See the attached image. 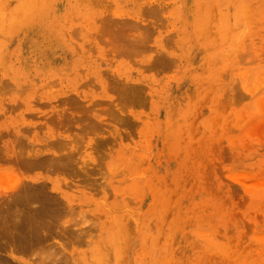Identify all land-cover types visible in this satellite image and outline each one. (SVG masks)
<instances>
[{
  "label": "rangeland",
  "instance_id": "1",
  "mask_svg": "<svg viewBox=\"0 0 264 264\" xmlns=\"http://www.w3.org/2000/svg\"><path fill=\"white\" fill-rule=\"evenodd\" d=\"M30 2L0 0V131L10 130L0 135V147H9L2 146L0 154L14 146L17 135L22 138L15 141L18 148L11 147L16 151L8 152L17 165L7 152L10 159H0V192L12 185L7 189L8 169L24 179L22 184L42 181V175L43 188L61 197L60 204L70 208L74 203L73 211L62 208L63 214L69 212L61 215L65 226L52 224L57 231L51 230L55 235L50 232L54 238L48 242L58 259L50 264H264V0ZM134 21L138 30L129 27ZM125 23L126 35L118 30ZM106 28L125 36L112 37ZM127 35H137L139 42L146 36V48L140 45L138 53L139 42ZM117 40L132 43V54L128 46H115ZM157 57L163 58L162 67L154 64ZM153 59L156 67L150 66ZM9 75L15 77L12 82ZM15 79L20 87L29 85L18 89ZM4 82L13 83L12 90ZM67 102L83 103L85 112L78 108L73 118ZM62 107L66 117L72 110L73 122L70 115L62 119ZM45 115L61 128L71 123L59 130L45 122ZM73 132L80 138L61 145L62 153L75 151H68L73 165L64 173L47 172L50 165H29L14 155L22 146L24 157L33 147L32 154L42 156L52 146L49 141L65 143ZM46 142L51 146L43 145L45 151ZM18 162L35 170L27 173ZM19 168L26 173L20 175ZM155 186L160 203L154 205ZM17 254L25 264L38 263L30 251Z\"/></svg>",
  "mask_w": 264,
  "mask_h": 264
},
{
  "label": "bare ground",
  "instance_id": "2",
  "mask_svg": "<svg viewBox=\"0 0 264 264\" xmlns=\"http://www.w3.org/2000/svg\"><path fill=\"white\" fill-rule=\"evenodd\" d=\"M29 1L30 0H28V5L29 4H32V2H30L29 3ZM32 1V0H31ZM36 2H37V0H35ZM40 1V0H39ZM45 2H46V0H44ZM53 1V0H52ZM78 1V0H77ZM80 1H83V0H80ZM85 1V0H84ZM224 1V0H223ZM34 2V1H33ZM49 3H50V1H48ZM35 3V2H34ZM53 3V2H52ZM52 3H50V4H52ZM33 5V4H32ZM32 5H29V6H32ZM42 5H44V4H42ZM55 5V4H54ZM86 5V4H85ZM28 6V7H29ZM40 6H41V4H40ZM46 6H47V4H46ZM48 6H49V4H48ZM34 7V6H33ZM37 7V6H36ZM42 7L43 6H41V8L40 7H37L38 8V12L39 13H41V10H39V9H42ZM50 7V6H49ZM30 8H32V7H30ZM44 9H46V7H44ZM51 9V8H50ZM53 10H54V6H53ZM149 10H151V12L153 11L154 12V10H153V8H151V9H148V11ZM50 11V10H49ZM202 12V11H201ZM50 13V12H49ZM150 13V12H149ZM206 13H205V11L203 12V14H201V15H205ZM82 15V14H81ZM84 15V14H83ZM82 15V16H83ZM12 17H14V16H12ZM12 17H10L11 19H14V18H12ZM134 17V16H133ZM132 17V18H133ZM135 17H137V16H135ZM139 17V16H138ZM137 17V18H138ZM3 19H5V18H3ZM9 19V18H8ZM8 19H6V21L8 20ZM134 19V18H133ZM140 19V18H139ZM81 20V19H80ZM83 20V19H82ZM5 21V20H4ZM3 21V22H4ZM110 21V20H109ZM135 21H138V20H135ZM135 21L133 22L134 24H128L129 25V27L131 28V29H135V28H137V27H135L134 28V26H136L135 25ZM200 21L202 22V18L200 17ZM105 23V22H104ZM107 23V22H106ZM107 24H110V23H107ZM3 25H7V24H5V22L3 23ZM106 25V24H105ZM124 24H120V26H119V31H120V29H124V28H126L127 27V25H126V23H125V27L123 26ZM109 26V25H108ZM107 26V27H108ZM112 26V25H111ZM139 28H140V26L139 25H137ZM133 27V28H132ZM128 28V27H127ZM126 28V29H127ZM139 28H137V30L139 29ZM107 29V28H106ZM122 29V30H123ZM126 29H124L123 30V32H124V34L126 35L127 33L125 32L126 31ZM210 29V28H209ZM79 30H81V29H79ZM100 30V29H99ZM102 31H103V29H101ZM121 30V31H122ZM107 31H111V36L113 37L114 35L113 34H115V32L114 33H112L113 32V30L112 29H107ZM73 32V31H72ZM72 32H71V35H72V37H74V33L72 34ZM105 32H106V30H105ZM104 31H103V33L101 34V35H106V33H105ZM123 32H119L123 37L125 36L124 34H123ZM110 34V33H109ZM116 34H118V31H117V29H116ZM115 34V35H116ZM120 34H118L119 36H120ZM69 35V34H68ZM117 35V37H119ZM128 36V38L129 37H132L131 35L129 36V35H127ZM136 36V37H135ZM139 36H140V34H139ZM71 37V36H70ZM116 37V38H117ZM121 37V36H120ZM123 37H121L120 39L122 40V38ZM126 38V37H125ZM124 38V40H126ZM136 38V39H135ZM139 38V39H138ZM145 39H146V36L144 37ZM144 38H142V39H144ZM145 39L143 40V42L141 41V42H139V40H141V38L140 37H138L137 35H134V38L132 37V43L133 42H135L134 44H136L137 45V43L136 42H139L138 44V46L137 47H134V48H136V50H138L139 48L138 47H140V45H141V47L143 48V47H145V46H142V43H143V45H145L144 43H146V42H144L145 41ZM112 40V39H111ZM114 40V39H113ZM116 41V40H115ZM118 41H120V40H117V43L115 44V46L118 44ZM127 41V40H126ZM93 42V41H92ZM114 41H112V43H113ZM128 42V41H127ZM122 43V42H121ZM124 43V42H123ZM122 43V44H123ZM130 43V42H129ZM126 43L127 45H125V44H123V45H125L124 47H126V46H128V45H131L132 43ZM141 43V44H140ZM95 44V43H94ZM121 44V45H122ZM84 45V44H83ZM118 45H120V42H119V44ZM120 45V46H121ZM133 45V44H132ZM136 45H134V46H136ZM119 46V47H120ZM123 47V48H124ZM131 46H128V47H126V48H130ZM90 48V46L88 47V49ZM121 48V47H120ZM131 48H133V46L131 47ZM130 48V54H132V49ZM138 48V49H137ZM146 48V47H145ZM144 49V48H143ZM111 50H112V48H111ZM118 50H120V49H118ZM117 50V51H118ZM134 51H133V53H135V54H137L136 52V50L135 49H133ZM141 51H143V50H141ZM140 51V49L138 50V53L139 52H141ZM119 52H121V51H119ZM123 52V51H122ZM121 52V53H122ZM124 53H127V51L126 52H124ZM124 53H122V54H124ZM129 53L127 54V55H129ZM134 55V54H133ZM161 56H163V55H161ZM165 58H164V61H167V62H169V61H171V60H166V59H171V57L169 58L168 56H164ZM167 57V58H166ZM161 59V58H160ZM158 57H157V59L155 58V62L156 63H154V64H156V65H158L157 67H160L162 64H160V60ZM156 60H158V61H156ZM161 60H163V58L161 59ZM154 61V59L151 61V65L150 66H154V67H156V65H154L152 62ZM172 62V61H171ZM171 62H169V63H171ZM157 63H159V64H157ZM162 63H163V61H162ZM160 65V66H159ZM165 64H163V66H164ZM162 67V66H161ZM30 75V74H29ZM11 77H13V75H9V78H11ZM29 77H31V76H29ZM13 78H15V77H13ZM30 79V78H29ZM33 79V78H32ZM36 79V78H35ZM7 80H9V79H6V81ZM16 80V82H13V83H17L16 85H17V88L18 87H20L19 85H20V83H18V81H17V79H15ZM5 81V82H6ZM23 81V80H22ZM5 82H4V84L3 85H6L7 87V89L8 90H12V85H14L13 83H8V85L7 84H5ZM8 82H10V81H8ZM11 82H12V78H11ZM127 82V81H126ZM7 83V82H6ZM27 84H28V82H26ZM129 83V82H128ZM128 83H124V81H123V85L125 84V86H126V84H128ZM21 84H23V83H21ZM25 84V83H24ZM24 84L21 86L22 88H23V86H24ZM27 84H25V86L27 85ZM130 84H132V83H130ZM133 84H135V83H133ZM1 86H2V84H0ZM29 85V84H28ZM32 84H30V86H31ZM103 85V84H102ZM24 86V87H25ZM125 86H123V87H125ZM10 87H11V89H10ZM14 87V86H13ZM20 87V88H21ZM118 87H120V86H118ZM122 87V88H123ZM127 87H130L129 85L127 86ZM6 88L4 87V89L6 90ZM16 88V87H15ZM16 88V89H17ZM121 88V87H120ZM119 88V89H120ZM135 88V87H134ZM139 88V87H138ZM14 89V88H13ZM19 89V88H18ZM121 90V89H120ZM130 90V89H129ZM132 90V89H131ZM140 90V89H139ZM75 91H78V89L77 90H75ZM122 91V93H123V89L121 90ZM125 91H127V90H125ZM128 92V91H127ZM126 92V93H127ZM130 92H132L133 93V91H130ZM129 92V93H130ZM135 92V91H134ZM138 92V91H137ZM79 93V92H78ZM126 93L124 92V95L125 96H128V95H130L129 93H127V95H126ZM131 93V95L134 97L135 96V98H136V95L134 94H132ZM71 94H73V93H70V98H72L73 96L74 97H77V96H75V94L71 97ZM138 94H139V92H138ZM80 95V94H79ZM130 95V97L132 98V96ZM69 96V95H68ZM68 96H66L67 97V99H68ZM83 96H85V95H83ZM86 97V96H85ZM137 97H139V96H137ZM78 98V97H77ZM81 98H82V96H81ZM134 98V99H135ZM64 100H66L65 99V97L63 98ZM62 99V100H63ZM73 99V98H72ZM80 98H78V100H79ZM63 100V101H64ZM75 100H76V98H75ZM51 102V101H50ZM59 102H61V101H59ZM58 102V103H59ZM83 102V101H82ZM57 103V104H58ZM71 104L72 102H67V104ZM77 103H81V101L79 100V102L77 101ZM66 104V105H67ZM68 104V105H69ZM73 105L75 104L76 105V103L75 102H73L72 103ZM72 104H71V106L70 107H72V108H70V109H72V110H74V111H72V110H70V111H72V113L73 112H77V113H79L80 112V110L78 111V108H80V107H83V103L78 107V105L77 106H72ZM67 105V106H68ZM55 106H56V104H55ZM58 106V105H57ZM12 107V106H11ZM74 107V108H73ZM76 107V108H75ZM85 107V106H84ZM63 108V107H62ZM67 108H69V107H67ZM63 109H65V110H63ZM62 110V113L64 112L65 113V111H66V108H63ZM81 109V108H80ZM85 110H86V112H87V110L89 109H87L86 107L84 108ZM58 110V112H60V110L59 109H57ZM68 110V109H67ZM82 110V109H81ZM70 111H68V118L66 117V113H67V111H66V113H65V115H63L62 113H61V115H63L64 117L62 118V116L60 115V113L58 114V115H60L61 116V118L62 119H68V120H72V117L73 118H77V117H75V113H73V116L71 117V115H72V113H70ZM82 111H84V110H82ZM89 111L91 112V109H89ZM53 112V111H52ZM85 112V111H84ZM84 112H83V117L85 116L84 115ZM54 113V114H53ZM52 114L53 115H55L56 114V112L54 111ZM51 114V115H52ZM52 115V116H53ZM41 116H43V115H41ZM56 116H57V114H56ZM77 116H80V115H78L77 114ZM81 116V118H83ZM97 116V115H96ZM45 117H46V115H45ZM48 117V116H47ZM46 117V121L45 122H48V120H49V123H47V124H53V125H51V126H54V125H56L57 127H59V130H60V128L62 127V125H60L61 123L59 122V125H57L58 124V120L57 121H52L51 119H48ZM49 117H50V115H49ZM58 117V116H57ZM98 117V116H97ZM44 118V117H43ZM53 118H56L55 116H53ZM60 118V119H61ZM48 119V120H47ZM59 119V118H58ZM43 120V119H42ZM56 120V119H55ZM75 119H73L72 120V122L74 121ZM99 120V119H98ZM173 120V119H172ZM51 121H52V123H51ZM66 121V120H65ZM64 121V122H65ZM45 122L43 123L42 122V124L44 125L45 124ZM56 122H57V124H56ZM63 122V123H64ZM71 123V121H68V124H66V123H64V125H65V130H66V128H67V125L69 126V124ZM101 123V122H100ZM93 125V124H92ZM92 125L90 126V124L88 125V126H90L91 128H95V127H92ZM56 126H54L55 128H56ZM94 126H96V125H94ZM83 127H84V125H82V129H83ZM85 127H86V125H85ZM89 127V128H90ZM30 128V127H29ZM33 128V127H32ZM64 128H61V129H64ZM160 128H162V127H160ZM22 131L21 132H25V128H20ZM26 129H28V127L26 128ZM57 130V132H59V130L58 129H56ZM56 130L55 129H52V132L54 133V131L56 132ZM84 130V129H83ZM8 131H10L9 129L8 130H6V131H4L5 133H6V135H7V132ZM28 130H26V132H27ZM29 131H32V129L30 128V130ZM28 131V132H29ZM167 132V130H164V132ZM3 131H0V135L1 134H4L5 135V133H2ZM23 132V133H24ZM26 132H25V134H26ZM162 132V131H161ZM163 132V133H164ZM9 133V132H8ZM59 134V133H58ZM73 134H75L74 136H76V137H74L73 136ZM73 134H72V137L69 139V140H64V141H66L65 143L63 142V139H60V138H58V139H60V140H58V139H54V140H56V141H54V140H51V143H50V141L48 142L49 144H51L53 147H54V145L56 146V147H54V149L56 150V151H58V152H56L55 151V153H57L56 155H55V153L53 152V150H52V152L54 153H52L51 154V151H50V149L52 148V146L51 145H49L47 142L46 143H44V144H42V143H40V145L43 147V145H44V147L48 144V146L50 147L51 146V148L49 149V151L47 152V153H49V154H51V155H47V153L45 154V152H42L41 150L44 148H42L41 146H39V145H37V147L36 148H38L39 147V149H40V147H41V153H44L42 156L41 155H39V156H37L36 155V153H34V154H32V150L34 151V147L30 150L31 151V154H29V155H27V157L25 156L24 157V154L21 152V149H22V146H20V152L18 151L17 153L15 152L14 153V155L16 156V155H18V158H21V160H23L24 162H26V163H28L29 164V162H30V164H35L36 162H38V164L39 163H44V164H47L46 166H48V165H50V167L48 166L47 167V170L45 169L46 167L44 166V169H43V171H47L48 172V169L49 170H52L53 171V169L55 170V171H57L58 169L59 170H61L63 173H64V168L65 167H67L68 168V170L70 169L69 168V166L71 167L72 165L70 164V161H73V158H72V155L75 153V151H73V148L70 150V148H69V150L70 151H72L73 152V154H72V152H68L69 150H66V151H63V153L60 151V150H62L61 149V145H62V143L63 144H67L68 143V145L70 144V142L72 141V140H76V139H72V138H78L79 136H77V134L76 133H74L73 132ZM5 135V136H6ZM65 135H67V134H65ZM2 137H3V135H1ZM21 135H17V137L16 136H14V138L16 139H22L21 137H20ZM45 136H47V135H45ZM52 136V135H51ZM60 136V135H59ZM70 136H71V134H70ZM69 136V137H70ZM20 137V138H19ZM30 137V136H29ZM1 138V137H0ZM46 138V137H45ZM55 138H56V136H55ZM80 138V137H79ZM78 138V139H79ZM14 139V140H15ZM17 139L15 140L17 143L19 142V141H17ZM34 139V138H33ZM66 139H67V136H66ZM78 139H77V141H78ZM1 140V139H0ZM32 140V139H31ZM45 140H47V139H45ZM44 140V141H45ZM61 140H62V142H61ZM3 142H4V139L2 140ZM2 141H0V142H2ZM7 141V140H6ZM14 141V146H13V148L16 146V142ZM27 141V140H26ZM42 141V140H41ZM43 141V142H44ZM53 141V142H52ZM58 141V142H57ZM70 141V142H69ZM25 142V139H24V141L22 140V143L23 144H25L24 143ZM40 142V141H39ZM38 142V143H39ZM7 143V144H6ZM13 143V142H12ZM21 143V142H20ZM56 143V144H55ZM73 143H77L76 141L75 142H73ZM1 144V143H0ZM4 144V143H3ZM1 145V147L2 146H4V145ZM5 144L8 146L9 144H8V141L7 142H5ZM54 144V145H53ZM25 145H28L27 143L25 144ZM34 145V144H33ZM32 144H31V146H33ZM74 145V144H73ZM12 146H10V149H9V151L8 152H10V151H16V149L15 150H13L11 147ZM35 146V145H34ZM1 147H0V149H1ZM4 147H6V146H4ZM4 147H2V151L4 152V150H3V148ZM24 147V146H23ZM48 147V148H49ZM74 147V146H73ZM9 148V147H8ZM7 147H6V149H8ZM15 148H18V146L17 147H15ZM27 147L25 146V149H26ZM47 148V149H48ZM76 148V146L74 147V149ZM53 149V148H52ZM63 149H66L65 147H63ZM23 150V149H22ZM36 150V149H35ZM44 150L46 151V149L44 148ZM76 150V149H75ZM37 151L39 152V150L37 149ZM36 151V152H37ZM2 152V153H3ZM7 151H5V153H6ZM8 152H7V154H8ZM60 152V153H59ZM65 152V153H64ZM67 152V153H66ZM0 154L1 156H0V159H1V157H5V159L10 155V154H8V156L6 157V155L7 154H5L4 153V156H3V154ZM40 153V152H39ZM70 153H71V155H70ZM12 155V157H13V154H11ZM11 155H10V157H11ZM14 156V157H15ZM45 156H47V157H45ZM74 156V155H73ZM91 156V155H90ZM11 157V160L13 159V162H15L14 161V159L15 158H12ZM16 158H17V156H16ZM17 158V159H18ZM70 158H72V160H70ZM10 158L8 157V159L7 160H9ZM17 159H16V161H17ZM18 163H20V168H24L25 169V167L24 166H22L23 164L21 163V162H18ZM15 164H16V162H15ZM22 164V165H21ZM29 164V165H30ZM17 165V164H16ZM69 165V166H68ZM32 166V165H31ZM53 167V168H52ZM17 168H18V166H17ZM19 168V169H20ZM50 168H52V169H50ZM62 168V169H61ZM67 168H65V170L67 169ZM19 169L17 170V171H19ZM32 169H34V166H33V168ZM31 169V170H32ZM9 170H10V168H9ZM12 170H14V169H12ZM20 170H22V173H20V175L21 174H23L24 172H23V169H20ZM25 170H27V173L28 172H30L31 170L30 169H25ZM35 170V169H34ZM59 170H58V172H59ZM68 170H66V171H68ZM6 171H8V169H6ZM4 172V173H6V175H8L9 176V180L8 181H12V180H14L15 178H16V180L12 183L11 181L10 182H8V183H6V185H7V189H8V187L11 185V187H14L13 185H16V182H19V181H21V180H24V179H21V180H17V179H20L19 178V176H18V174L17 173H14L15 171H13V172H11V171H9V174H12V177H13V174H14V177H13V179H11L10 178V175L7 173V172ZM45 171V172H46ZM52 171H49V172H51V173H54V172H52ZM60 171V172H61ZM65 171V172H66ZM142 171V170H141ZM19 172H21V171H19ZM58 172H57V175H58ZM59 172V173H60ZM2 173H3V171H2ZM3 173V174H4ZM25 173H26V171H25ZM24 173V174H25ZM31 173V172H30ZM40 174V173H39ZM61 174V173H60ZM2 175V174H1ZM5 175V174H4ZM4 175H2V176H4ZM5 175V176H6ZM16 175H17V177H16ZM30 175V174H29ZM38 175V174H37ZM41 175V174H40ZM8 176H6V177H8ZM21 177V176H20ZM33 177H37L38 178V176H33ZM33 177H32V179H33ZM40 177V176H39ZM45 177V176H44ZM62 177V176H61ZM60 177V178H61ZM22 178V177H21ZM28 178V177H27ZM8 179V178H7ZM39 179V178H38ZM37 179V180H38ZM40 179L42 180V181H40L41 183H42V185L41 186H36V184L38 183L39 185L41 184V183H39V181H37V183H35V185H34V183H31V181H33V180H31L30 181V183H28V181H27V183H26V180L23 182V184H22V181L21 182H19V183H17V185H16V188H18V189H16L15 187L14 188H11L10 187V189H15L13 192H11L12 190H10L9 189V191L11 192V193H8L9 191L8 190H6V192H5V190L3 191V190H1L2 191V194H1V192H0V264H25V261L24 260H18L14 255H13V253L14 252H16V254L17 253H27L28 255H29V251H30V256H32L33 257V255L35 256V257H33L34 258V263L36 262H38L37 264H50L52 261H54V260H57L58 258L56 257V255H57V253H56V248L55 249H53L52 248V245L53 244H50L48 241H49V238L51 239V237L53 236L52 234L55 232L54 230H56V229H54V230H52L54 227H53V222H55V223H57V224H60L59 222L60 221H62L61 219H62V216L61 215H63V216H65L64 214L66 213H69V212H67V210L68 209H70L69 211H73L72 209H75V208H73L75 205H74V203L72 204V205H74L72 208H71V206H70V208H67V205H66V207H64L65 205H63V204H60L59 202H60V198L61 197H59V195H58V197L59 198H57L56 196L57 195H55L54 193H53V195L55 196V198H54V196L53 195H51V194H49L48 192H47V190L46 189H44L43 187H45V186H43L44 185V183H43V179H42V175H41V177H40ZM55 179V178H54ZM61 179H63V178H61ZM65 179V178H64ZM68 180V179H67ZM66 180V181H67ZM150 180V179H149ZM35 181V180H34ZM49 181H51V179L49 180ZM70 181V180H69ZM72 181V180H71ZM58 182V181H57ZM73 182V184H74V180L72 181ZM72 182H71V184H69V190H70V185H72ZM152 183L153 184V182L150 180L149 181V183ZM11 183V184H10ZM46 183H47V181H46ZM65 183V182H64ZM63 183V181H62V184H64ZM80 183V182H79ZM18 184H19V187H18ZM37 184V185H38ZM47 184H49V183H47ZM61 184V185H62ZM66 184V183H65ZM4 185V184H3ZM60 185V184H59ZM75 185H76V183H75ZM78 185V184H77ZM147 185H149V184H147ZM151 185V184H150ZM153 185H156V184H153ZM47 186V185H46ZM62 186H64V185H62ZM66 186V185H65ZM64 186V187H65ZM1 187L2 186H0V189H1ZM4 187V186H3ZM50 188H51V186H49ZM48 187V188H49ZM6 188V187H5ZM52 188H54V187H52ZM57 188H58V186H57ZM63 188V187H62ZM68 188V187H67ZM85 188H86V186H85ZM88 189H89V187H87ZM87 188H86V190H87ZM157 188V186H155V187H153V190L154 189H156ZM91 189V188H90ZM151 189V186H149V190ZM50 190H52V189H50ZM49 190V191H50ZM55 191V190H54ZM59 191V190H58ZM83 191H84V189H83ZM82 191V192H83ZM156 190H154V191H152L154 194L155 193H157V191H158V188H157V191L155 192ZM7 194H5V193ZM53 192V191H52ZM59 192H61V191H59ZM87 192H88V190H87ZM151 192V191H150ZM85 193H86V191H85ZM170 193V192H169ZM58 194V193H57ZM68 194V193H67ZM151 194V196L153 195L152 193H150ZM156 196H157V199H156V196H155V200L154 199H152L153 197H151V201L152 200H154V205H155V201L157 200L158 201V195H160V193L158 192V194H155ZM65 196V195H64ZM67 196H69V194L67 195ZM70 196H71V193H70ZM57 198V199H56ZM62 198H64V197H62ZM64 200H65V198H64ZM160 200V199H159ZM69 202H71V200L69 201ZM73 202V201H72ZM65 203H66V201H65ZM64 203V204H65ZM140 203H141V201H140ZM153 203V202H152ZM151 203V204H152ZM157 203H160L159 201L157 202ZM157 205V204H156ZM61 206V207H60ZM139 206H140V204H139ZM160 206L161 205H157V207H155V206H153V208L155 207V209H157V208H159L158 209V211L159 210H161L160 209ZM67 208V210H66V212L63 214V211H62V208ZM64 208H63V210H64ZM155 209H152L153 211H156ZM130 210V209H129ZM141 211V210H140ZM150 211V210H149ZM148 211V212H149ZM153 211L151 212L152 214H154L153 213ZM160 212V211H159ZM159 212L157 213V215H153V217L154 216H156V218L158 217V216H160L161 215V213L159 214ZM167 212V211H166ZM71 213V212H70ZM137 213V212H136ZM143 213V212H142ZM149 214V213H148ZM147 214V215H148ZM152 214H149L151 217H152ZM159 214V215H158ZM141 218V217H140ZM146 218V217H145ZM150 218V217H149ZM158 218H160V217H158ZM157 218V219H158ZM153 219V218H152ZM144 220V219H143ZM151 220V219H150ZM149 220V221H150ZM148 221V220H147ZM148 221V222H149ZM158 221V220H157ZM161 221V220H160ZM63 222V221H62ZM54 223V224H55ZM66 223V222H65ZM65 223H61L62 225L64 224V226L66 225ZM158 223V222H157ZM160 223V222H159ZM56 224V225H57ZM61 224L59 225V227L61 226ZM141 223H139V225H140ZM143 224V223H142ZM141 224V225H142ZM151 224V223H150ZM145 225V224H144ZM58 226V225H57ZM57 226H56V228H57ZM143 226V225H142ZM146 226V225H145ZM145 226H144V228H145ZM149 226V225H148ZM158 226V225H157ZM61 227H63V226H61ZM69 227V226H68ZM141 227V226H140ZM151 227V226H150ZM149 227V228H150ZM159 227V226H158ZM157 227V228H158ZM143 228V229H144ZM159 228H161V225H160V227ZM157 229V231H161L160 229ZM60 228H58V230H59ZM142 229V228H141ZM146 229H147V227H146ZM54 231V232H52V231ZM57 231V230H56ZM143 230H141V232H142ZM148 231V230H147ZM147 231H146V233H147ZM154 231V230H153ZM153 231L151 232V233H153ZM50 232H52V236H50ZM74 232L77 234V232L74 230ZM168 232V231H167ZM56 233V232H55ZM55 233H54V235H55ZM144 233H145V231H144ZM144 233H142L140 236H142ZM146 233L144 234V236H142L143 237V239H147V238H144V237H147V236H145L146 235ZM148 233H149V231H148ZM159 233H161V232H159ZM158 233V234H159ZM59 234H60V231L59 232H57V234L56 235H58L59 236ZM166 234H168V233H166ZM148 235V234H147ZM149 235H151L152 236V234H150L149 233ZM156 235H157V233H156ZM50 236V237H49ZM160 236V235H159ZM154 237H157V236H155L154 235ZM53 238H54V236H53ZM150 238V237H149ZM152 238V237H151ZM155 239V238H154ZM157 240V239H156ZM141 241V240H140ZM144 242H147L146 240H143ZM141 243V242H140ZM143 244H145V243H143ZM143 244H140V245H143ZM166 245V244H165ZM164 246V245H163ZM167 246V245H166ZM142 248H143V246H142ZM146 249V248H145ZM144 249V250H145ZM157 249V248H156ZM167 250V249H166ZM169 250V249H168ZM142 252H143V250H142ZM145 253H146V250L144 251ZM143 252V253H144ZM167 252V251H166ZM169 252V251H168ZM168 252H167V255H169L168 254ZM32 253V254H31ZM154 253H155V251H154ZM153 253V254H154ZM140 254H142V253H140ZM152 254V255H153ZM159 254V253H158ZM18 255V254H17ZM144 255V254H143ZM155 255H157L156 253H155ZM154 255V256H155ZM140 256V258L142 257V255H139ZM145 256H147V255H145ZM145 256H143V257H145ZM32 257H30V259H32ZM152 257V256H151ZM159 257V256H158ZM165 257H166V254H165V256H164V258L163 259H165ZM167 257H169V256H167ZM135 258H137V257H135ZM146 258V257H145ZM148 258V257H147ZM142 259V258H141ZM149 259H150V257H149ZM155 259V258H154ZM171 259H172V257H171ZM151 261H152V259H150ZM157 260H158V258H157ZM161 260V259H160ZM167 260L169 261V258H167ZM167 260H165V261H167ZM146 261H148L149 262V260L147 259ZM150 261V262H151ZM163 261V260H162ZM168 261H167V263H168ZM144 262V261H143ZM153 262V261H152ZM155 262H157L156 260H154V263ZM142 263V262H141ZM153 263V264H154ZM165 263V262H164ZM163 263V264H164ZM28 264V263H27ZM137 264V263H136ZM140 264V263H139ZM148 264V263H147ZM156 264V263H155ZM158 264V263H157Z\"/></svg>",
  "mask_w": 264,
  "mask_h": 264
}]
</instances>
